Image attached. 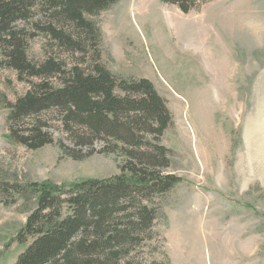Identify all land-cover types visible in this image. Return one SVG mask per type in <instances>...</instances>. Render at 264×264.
<instances>
[{"label": "rangeland", "instance_id": "1", "mask_svg": "<svg viewBox=\"0 0 264 264\" xmlns=\"http://www.w3.org/2000/svg\"><path fill=\"white\" fill-rule=\"evenodd\" d=\"M212 1L186 15L161 0H120L90 17L102 30L106 66L117 75L150 79L173 114L163 144L173 151L168 170L183 181L155 200L161 211L157 234L138 253L145 264H264V0ZM207 3L202 23L196 14ZM207 24L219 36L229 30L254 40L255 54L253 44L242 39L237 47L240 64L253 75L251 91L256 78L251 101L240 104L242 128L233 120L237 104H216L210 89L208 101L201 103L202 28ZM45 43L44 36L37 37L30 56L45 58ZM208 73L205 82L212 77ZM28 88L14 70L0 69V181L69 187L120 172L118 154L76 160L57 142L37 150L15 142L5 99L14 102ZM55 135L60 137V131ZM33 208L35 202L7 205L0 196V264H14L25 249L13 239Z\"/></svg>", "mask_w": 264, "mask_h": 264}, {"label": "trees", "instance_id": "2", "mask_svg": "<svg viewBox=\"0 0 264 264\" xmlns=\"http://www.w3.org/2000/svg\"><path fill=\"white\" fill-rule=\"evenodd\" d=\"M118 1L0 0V69L29 84L14 102L5 99L10 137L32 150L57 142L76 160L123 159L119 173L69 187L0 181L7 205L35 202L13 239L26 245L14 264H145L138 253L157 234L155 200L183 181L168 170L167 100L150 79L117 75L103 61L102 30L90 17ZM161 1L190 13L205 0ZM41 35L42 60L29 53Z\"/></svg>", "mask_w": 264, "mask_h": 264}, {"label": "crops", "instance_id": "3", "mask_svg": "<svg viewBox=\"0 0 264 264\" xmlns=\"http://www.w3.org/2000/svg\"><path fill=\"white\" fill-rule=\"evenodd\" d=\"M224 0H214L210 3L216 4L217 2H221ZM228 4L233 3L237 0H225ZM243 2H250L244 1ZM207 3L203 5L200 11L196 14L199 16L200 22H206L204 20L205 16V7L209 6ZM252 3V2H251ZM255 4V3H254ZM256 5V4H255ZM195 10V9H194ZM193 11V10H192ZM191 11V12H192ZM202 13V15H200ZM188 15V13H186ZM256 20V19H255ZM254 20V21H255ZM209 28H202V39L205 41V45L202 46V55L201 57V74H202V89H201V103L207 102L206 94L210 89L214 93V99L216 104L226 105L231 103V105L237 104L238 108L233 112V120H235V125L242 126L244 122L240 116V104L248 103L252 98V91L254 89V85L251 91L250 80L253 75L249 72V67H243L240 64L241 53L238 50V40L242 39L244 42L251 46L253 44V54H255V44L254 40L251 36H244L239 32H229L225 31L223 27L222 30L225 31V36H219V34H214L215 30L214 26L211 24H207ZM220 28V27H218ZM207 29V31H206ZM254 35L257 37V33L255 30ZM220 49L222 50L221 56L219 55ZM236 52L234 53V51ZM239 53V56H238ZM206 54V55H205ZM261 60L264 63V58L261 57ZM264 65V64H263ZM212 73V77L210 80L204 81V76H208V72ZM214 75V76H213ZM249 77V78H248ZM239 80V82H238ZM244 80V82H243ZM239 89H243V94L240 93ZM245 89V92H244ZM247 119V118H246ZM239 122V123H238ZM256 160V156L254 157ZM249 163L248 166H250ZM175 264V262H171Z\"/></svg>", "mask_w": 264, "mask_h": 264}]
</instances>
